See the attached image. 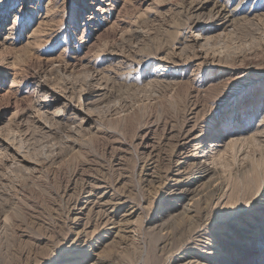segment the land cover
<instances>
[{
	"label": "rangeland",
	"instance_id": "374dc122",
	"mask_svg": "<svg viewBox=\"0 0 264 264\" xmlns=\"http://www.w3.org/2000/svg\"><path fill=\"white\" fill-rule=\"evenodd\" d=\"M261 160L264 0H0V264H264Z\"/></svg>",
	"mask_w": 264,
	"mask_h": 264
},
{
	"label": "bare ground",
	"instance_id": "6f19581e",
	"mask_svg": "<svg viewBox=\"0 0 264 264\" xmlns=\"http://www.w3.org/2000/svg\"><path fill=\"white\" fill-rule=\"evenodd\" d=\"M263 132V131H262ZM212 154V153H211ZM208 159V158H207ZM262 162L261 163H264V160H261ZM260 163V162H259ZM260 165V164H259ZM258 165V166H259ZM262 165V164H261ZM260 167V166H259ZM258 167V168H259ZM261 168V167H260ZM263 168V167H262ZM209 170V169H208ZM262 169H260V171H261ZM171 226V225H170ZM209 255L210 256H212V255H214V254H216L214 251H211V249H209ZM186 255V254H185ZM186 256H182V259H181V261H182V264H214V262H208V260L206 261H204V263H203V261L200 259V261L198 260H193V259H188V257H186ZM213 257V256H212ZM207 259V258H206ZM198 262H200V263H198ZM243 264H248V262H245V263H243Z\"/></svg>",
	"mask_w": 264,
	"mask_h": 264
}]
</instances>
